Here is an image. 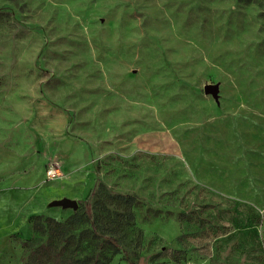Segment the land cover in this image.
Wrapping results in <instances>:
<instances>
[{
  "label": "rangeland",
  "instance_id": "obj_1",
  "mask_svg": "<svg viewBox=\"0 0 264 264\" xmlns=\"http://www.w3.org/2000/svg\"><path fill=\"white\" fill-rule=\"evenodd\" d=\"M100 184L139 202L110 264H175L192 211L228 233L180 264H264V0H0V264Z\"/></svg>",
  "mask_w": 264,
  "mask_h": 264
},
{
  "label": "trees",
  "instance_id": "obj_2",
  "mask_svg": "<svg viewBox=\"0 0 264 264\" xmlns=\"http://www.w3.org/2000/svg\"><path fill=\"white\" fill-rule=\"evenodd\" d=\"M138 200L133 195L112 194L102 184L78 202L77 211L63 222L41 215L31 216L33 236L22 242L28 264H110L122 251L137 256L143 250V235L134 228ZM198 212L180 214L179 225L195 234L176 239L178 250L171 261H185L192 246L190 237L208 239L227 234L222 226L206 224Z\"/></svg>",
  "mask_w": 264,
  "mask_h": 264
},
{
  "label": "water",
  "instance_id": "obj_3",
  "mask_svg": "<svg viewBox=\"0 0 264 264\" xmlns=\"http://www.w3.org/2000/svg\"><path fill=\"white\" fill-rule=\"evenodd\" d=\"M203 92L206 96H211L213 100H217L219 97V86L215 85H206L203 87ZM54 207H60L62 209H71L73 212L77 211L78 203L70 199H61L54 201L51 204Z\"/></svg>",
  "mask_w": 264,
  "mask_h": 264
},
{
  "label": "crops",
  "instance_id": "obj_4",
  "mask_svg": "<svg viewBox=\"0 0 264 264\" xmlns=\"http://www.w3.org/2000/svg\"><path fill=\"white\" fill-rule=\"evenodd\" d=\"M63 129H64V126H63V124H61L59 127H58V136H57V138L59 139V141L61 142V152L66 148V151L67 152H69L70 150V147H69V144H70V142H69V140L67 139V138H65L64 139V137H63ZM74 158V157H73ZM72 158V159H73ZM58 159H64L63 157H61V156H59V158ZM64 162H65V160H64ZM66 163V162H65ZM63 199H67V198H63ZM61 200V199H60ZM179 249V247L177 246L176 248H175V250H178ZM187 264H191V263H187ZM205 264H209V260H208V262L207 263H205Z\"/></svg>",
  "mask_w": 264,
  "mask_h": 264
},
{
  "label": "built area",
  "instance_id": "obj_5",
  "mask_svg": "<svg viewBox=\"0 0 264 264\" xmlns=\"http://www.w3.org/2000/svg\"><path fill=\"white\" fill-rule=\"evenodd\" d=\"M59 167L57 166V165H55V166H51L50 168H48V170H47V177L49 178V179H53V178H55V177H58V176H60L59 175Z\"/></svg>",
  "mask_w": 264,
  "mask_h": 264
}]
</instances>
